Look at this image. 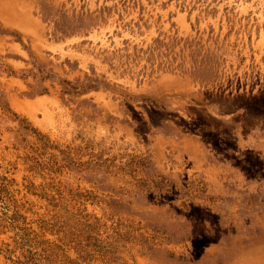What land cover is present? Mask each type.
Returning <instances> with one entry per match:
<instances>
[{
	"label": "rangeland",
	"instance_id": "rangeland-1",
	"mask_svg": "<svg viewBox=\"0 0 264 264\" xmlns=\"http://www.w3.org/2000/svg\"><path fill=\"white\" fill-rule=\"evenodd\" d=\"M0 264H264V0H0Z\"/></svg>",
	"mask_w": 264,
	"mask_h": 264
}]
</instances>
